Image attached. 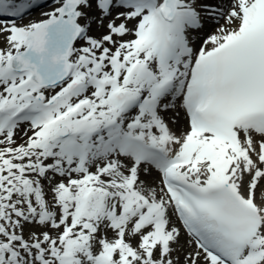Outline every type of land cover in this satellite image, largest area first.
<instances>
[{"label": "snow or ice", "instance_id": "6c2138e0", "mask_svg": "<svg viewBox=\"0 0 264 264\" xmlns=\"http://www.w3.org/2000/svg\"><path fill=\"white\" fill-rule=\"evenodd\" d=\"M41 2L0 0V264H264V0Z\"/></svg>", "mask_w": 264, "mask_h": 264}, {"label": "bare ground", "instance_id": "6f19581e", "mask_svg": "<svg viewBox=\"0 0 264 264\" xmlns=\"http://www.w3.org/2000/svg\"><path fill=\"white\" fill-rule=\"evenodd\" d=\"M41 18V16L38 18V19H40ZM181 126H183V119L181 118Z\"/></svg>", "mask_w": 264, "mask_h": 264}]
</instances>
